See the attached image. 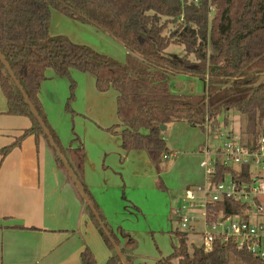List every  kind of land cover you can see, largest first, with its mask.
<instances>
[{
	"label": "trees",
	"instance_id": "obj_1",
	"mask_svg": "<svg viewBox=\"0 0 264 264\" xmlns=\"http://www.w3.org/2000/svg\"><path fill=\"white\" fill-rule=\"evenodd\" d=\"M210 6L214 7L212 15ZM54 10L91 25L122 44L128 51L126 61L75 43L65 35L53 36L50 22ZM170 24L175 28L168 31ZM172 43L183 44L186 54L165 56V49ZM0 50L79 180L84 149H63L39 97L48 69L69 78L72 90V70L92 74L100 92L115 90L120 122L107 131L122 137L126 151H146L158 171L162 157L170 154L162 125L183 121L209 134L211 130L218 133L220 117L236 110L247 117L245 142L264 136V0H0ZM177 74L203 81L204 93L173 92L171 81ZM0 86L7 100L6 113L32 121L30 128L0 151L2 156L21 146L28 136H42L76 188L1 60ZM73 97L72 92L69 100ZM120 127L122 130L117 131ZM226 175H250L249 166L229 168L219 164L215 182L223 181ZM81 184L129 264H135L136 239L122 227H111ZM78 194L112 253L104 264H123ZM243 209L231 199L209 205V211L227 216ZM173 233L178 245L158 264H231L234 259L245 264H264L263 259L239 250L232 242L216 241L213 249L206 251L203 245L190 243L189 231L176 228ZM81 263L97 264L89 247L82 252Z\"/></svg>",
	"mask_w": 264,
	"mask_h": 264
},
{
	"label": "crops",
	"instance_id": "obj_2",
	"mask_svg": "<svg viewBox=\"0 0 264 264\" xmlns=\"http://www.w3.org/2000/svg\"><path fill=\"white\" fill-rule=\"evenodd\" d=\"M84 24L54 10L50 33L53 36L65 35L75 43H83L75 39L78 32L102 38L101 31ZM78 72L83 80V100L86 104L84 113L77 110V114L89 118V123L82 124L86 127L85 132L81 134L77 131L76 135L65 130L67 127L64 124L69 115L64 110L67 97L63 86L67 87V82L63 83L64 77L57 76L52 69L47 70V79L42 82L39 93L49 125L64 150L84 149L80 181L108 224L114 229L122 227L133 238L140 239L135 251L138 255L135 264H158L161 258L173 252L175 239L178 243L174 233L171 232L170 236L173 240L172 252L169 253L164 247L159 254L156 250H149L145 256L141 240L147 242L145 248L149 249L153 244L152 234L124 225L126 221L128 224L132 222V217L126 218L130 203L136 208L139 205L126 198L123 190L126 187L141 189L145 178H152L153 183L158 180V175H139L138 171L127 175V172L142 166L145 173H150L154 163L146 151H126L122 137L107 131L120 122L117 110L113 109L111 115L107 116L110 117L109 121L97 114L95 77L90 73ZM98 92L105 97L112 93L114 100L108 103L117 101L118 93L115 90ZM6 111L7 100L0 86V151L32 126L30 118L10 115ZM120 130L121 127L117 129ZM81 137L84 140L87 137L89 146ZM202 148L203 145L199 147L200 154ZM109 155L112 156L107 158ZM86 247L94 253L97 264L106 263L112 254L46 140L42 136L38 139L31 135L7 156L3 157L0 153V264H82L81 254ZM231 264L245 263L235 260Z\"/></svg>",
	"mask_w": 264,
	"mask_h": 264
},
{
	"label": "rangeland",
	"instance_id": "obj_3",
	"mask_svg": "<svg viewBox=\"0 0 264 264\" xmlns=\"http://www.w3.org/2000/svg\"><path fill=\"white\" fill-rule=\"evenodd\" d=\"M83 25V24H82ZM86 26V24H84ZM87 27H90L87 25ZM175 28V25L170 24L168 31ZM101 39L95 37L90 33L76 35L75 39L82 41L87 45L100 53L106 54L118 61H125L127 59V49L111 37L101 33ZM104 35V36H103ZM88 42V43H87ZM93 44V45H91ZM186 54L185 47L180 43H172L165 49L164 55L167 57L184 56ZM78 70L72 72V79L75 81L74 88H71V80L64 77L63 83L67 82V87L63 86V92L65 91V97L67 100L64 105V110L68 112V121L64 124L67 133L72 132L77 135V131L83 134L84 127L82 124L89 123L88 119L81 114H77V110H81L84 113V106L86 103L83 100V80L78 76ZM64 85V84H63ZM172 91L179 94H201L204 93V83L198 78L177 74L171 81ZM61 88V86H60ZM62 91V89H61ZM74 97L69 100L70 96ZM110 93L105 97L102 93L96 90V98L94 99L96 105V113L102 115L107 121L110 120L108 115H111L113 109L117 110V101L113 104L108 103L112 99ZM70 103L68 110L67 103ZM73 110V111H72ZM64 111V112H65ZM79 115V116H77ZM225 117L227 122H225ZM221 127L219 132H213L210 134L207 130H203L198 127H193L186 122H173L166 125L167 128L162 131L165 141L170 149V154L162 157L159 162L160 170L156 168L151 169L150 173H145V169L142 166H136L128 170L127 175H133L134 171H138L139 175H158L157 181L153 183L152 178H145L142 182V188L134 190L131 188H125L126 198H130L131 202H135L139 207H135L133 203H130L127 210H129V216L132 217L130 224L127 221L124 223L126 227L134 228L138 231H143L147 234H152V246L149 249L145 248L146 241H142V249L147 256V251L156 250L159 254L164 251V247L168 252H172L173 240L171 239V232H174L176 228L182 230L179 220V214L177 210L185 201L186 192L188 189H194L196 185L203 183L204 181V169L201 167V160L203 155L199 152V147L206 143L210 144L212 148L221 144L220 133L234 131L237 133H243L247 129V117L236 110H229L223 116L220 117ZM108 123V122H106ZM72 129V130H71ZM64 135V133L62 134ZM86 145L89 146L87 137L85 140L81 137ZM106 148V147H103ZM109 155L107 158H110ZM151 164V161L149 160ZM153 170V171H152ZM134 184V183H133ZM129 205V204H128ZM125 210V208H124ZM197 211L201 213V209L197 208ZM189 212H194L191 208ZM185 212H183L184 214ZM121 218L120 220H122ZM200 228V224H198ZM153 231V232H152ZM144 237V235H143ZM142 237V238H143ZM136 241L140 243V239L136 238ZM175 239V238H174ZM195 242L197 244L202 243L200 234H190V243ZM138 243V244H139ZM175 245L176 239L174 240ZM166 255V254H164ZM232 261H235L232 260Z\"/></svg>",
	"mask_w": 264,
	"mask_h": 264
},
{
	"label": "built area",
	"instance_id": "obj_4",
	"mask_svg": "<svg viewBox=\"0 0 264 264\" xmlns=\"http://www.w3.org/2000/svg\"><path fill=\"white\" fill-rule=\"evenodd\" d=\"M213 9L210 6V15ZM220 135L221 144L217 147L203 145L200 164L204 181L187 190L185 201L177 210L182 231L200 234L206 251H211L216 241L232 242L239 250L264 260V136L245 142L243 133L229 131ZM219 164L229 168L247 165L250 175H226L223 181L215 182ZM224 199L238 202L244 209L228 216L209 211V205Z\"/></svg>",
	"mask_w": 264,
	"mask_h": 264
},
{
	"label": "water",
	"instance_id": "obj_5",
	"mask_svg": "<svg viewBox=\"0 0 264 264\" xmlns=\"http://www.w3.org/2000/svg\"><path fill=\"white\" fill-rule=\"evenodd\" d=\"M0 60L4 64V66L6 67L8 73L10 74V76L12 77V79L15 81L18 89L21 91V93H22V95H23L26 103L30 107L31 112L34 114V116L36 117V119L40 123V125H41V127H42L45 135L47 136L50 144L55 149V152H56L57 156L60 158V160L64 164L65 168L67 169L69 176L71 177V179L75 183L78 192L80 193V195L84 199L85 203L90 207L91 211L93 212V214L95 215L96 219L100 223V226L102 227V229L104 230V232L106 233V235L111 240L112 244L114 245V248H115L116 253L118 254V256L120 257V259L122 260L123 264H129V262L127 261V259H126L125 255L123 254L122 250L117 245V243L115 242L114 238L112 237L110 231L106 228V225H105L104 221L102 220V218L100 217V214L98 213V211H97L94 203L92 202V200L90 199L89 195L85 191L83 185L81 184L79 178L77 177L76 173L74 172V170L72 169V167L69 164L68 160L66 159L65 155L63 154L61 148L56 143V141L54 139V136L52 135L51 131L49 130L48 126L44 122L43 118L39 114L38 110L36 109V107L34 106V104L32 103V101L30 100V98L27 95L26 91L24 90L22 84L17 79L15 73L13 72L10 64L8 63L7 59L5 58V56L3 55V53L1 52V50H0ZM166 128H167L166 125H162V130H165Z\"/></svg>",
	"mask_w": 264,
	"mask_h": 264
}]
</instances>
